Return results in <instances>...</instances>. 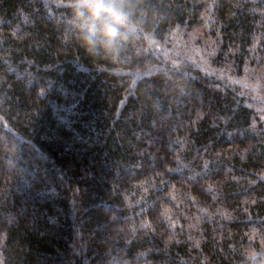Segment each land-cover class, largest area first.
Wrapping results in <instances>:
<instances>
[{
  "label": "trees",
  "instance_id": "obj_1",
  "mask_svg": "<svg viewBox=\"0 0 264 264\" xmlns=\"http://www.w3.org/2000/svg\"><path fill=\"white\" fill-rule=\"evenodd\" d=\"M44 3L0 0V264H264V0H145L118 61Z\"/></svg>",
  "mask_w": 264,
  "mask_h": 264
},
{
  "label": "clouds",
  "instance_id": "obj_2",
  "mask_svg": "<svg viewBox=\"0 0 264 264\" xmlns=\"http://www.w3.org/2000/svg\"><path fill=\"white\" fill-rule=\"evenodd\" d=\"M144 5L145 0H46L44 3L49 19L60 28L63 44L77 45L88 57L117 61L145 30Z\"/></svg>",
  "mask_w": 264,
  "mask_h": 264
}]
</instances>
